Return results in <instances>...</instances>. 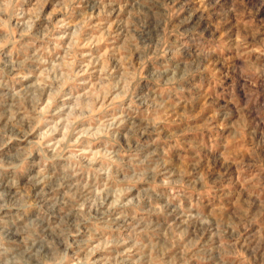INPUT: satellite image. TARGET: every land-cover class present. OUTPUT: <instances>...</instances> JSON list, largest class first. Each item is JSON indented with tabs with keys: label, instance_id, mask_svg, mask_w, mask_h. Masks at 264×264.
Returning <instances> with one entry per match:
<instances>
[{
	"label": "clouds",
	"instance_id": "clouds-1",
	"mask_svg": "<svg viewBox=\"0 0 264 264\" xmlns=\"http://www.w3.org/2000/svg\"><path fill=\"white\" fill-rule=\"evenodd\" d=\"M0 264H264V0H0Z\"/></svg>",
	"mask_w": 264,
	"mask_h": 264
}]
</instances>
